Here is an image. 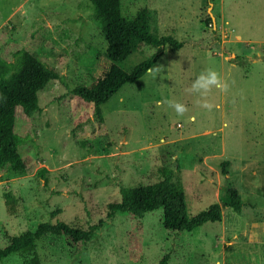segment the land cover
<instances>
[{
  "label": "rangeland",
  "instance_id": "1",
  "mask_svg": "<svg viewBox=\"0 0 264 264\" xmlns=\"http://www.w3.org/2000/svg\"><path fill=\"white\" fill-rule=\"evenodd\" d=\"M121 6L127 18L147 8L153 34L184 44L166 46L151 72L101 106L107 132L88 148L75 135L90 129L94 118L72 90L90 85L112 63L91 2L0 0V52L15 42L60 75L39 91L38 111H16L14 130L28 136L19 147L27 167H0V247L8 235L43 222L87 229L104 219L71 263L61 236L38 237L40 264H160L165 255L166 264H264V0H121ZM147 52L117 65L129 70ZM208 68L228 87L200 97L189 89ZM165 99L188 110L177 116L158 103ZM204 99L211 109L201 106ZM40 167L47 182L36 174ZM161 168L174 171L189 215L219 201L223 187L238 190L243 209L223 207L220 221L191 232L165 229L162 209L143 218H105L121 187L158 182ZM133 234L141 241L137 261L130 258ZM30 258L14 253L0 264H29Z\"/></svg>",
  "mask_w": 264,
  "mask_h": 264
},
{
  "label": "trees",
  "instance_id": "2",
  "mask_svg": "<svg viewBox=\"0 0 264 264\" xmlns=\"http://www.w3.org/2000/svg\"><path fill=\"white\" fill-rule=\"evenodd\" d=\"M93 14L99 22L106 43L105 52L112 61L108 70L88 86H76L72 93L85 102L84 110L94 118L93 126L75 135L84 147L91 148L92 141L106 134L107 125L101 106L125 84L136 82L153 66L163 54L166 46L173 50L183 47V41L172 35H155L148 26L149 11L140 8L133 17L122 14L121 0H89ZM209 18V22H211ZM149 49L148 53L146 50ZM147 52V57L129 70L117 65L134 52ZM60 79V75L48 64L26 51L15 42L8 43L0 52V167L7 166L12 171L23 172L27 158L19 152V147L27 140L14 130L16 111L21 108L26 116L39 110L38 93L49 81ZM224 162L223 165H226ZM162 179L155 183L136 187H121L120 200L107 204L106 219L117 213H128L137 218L162 209L163 226L176 232H191L195 228L221 219L223 207L241 212L244 203L237 189L223 187L220 200L211 203L196 215H189L185 203V193L180 183L173 180L172 169L161 168ZM37 176L47 182V170L40 167ZM53 214V213H52ZM104 224V219L89 225L87 229L71 226L56 220L54 223H40L34 231L20 235H8V243L0 247V260L14 253L31 255L29 264H40L36 252V239L45 233L62 237L69 263L77 260L87 242L96 230ZM136 242L131 245L130 258L137 261V251L141 248L139 236L133 234ZM165 255L160 264H166ZM225 264H232L230 262Z\"/></svg>",
  "mask_w": 264,
  "mask_h": 264
},
{
  "label": "clouds",
  "instance_id": "3",
  "mask_svg": "<svg viewBox=\"0 0 264 264\" xmlns=\"http://www.w3.org/2000/svg\"><path fill=\"white\" fill-rule=\"evenodd\" d=\"M149 71L151 72L152 70L149 69ZM213 87L219 88L221 91H224L227 89L228 84L222 80L220 74L216 70L208 68L201 71L196 76V78L191 83L189 91L193 94H198L200 97H205ZM161 102L166 103L171 108H173L177 116H182L188 110L185 104L178 102L174 99H165L158 103ZM200 104L202 107L207 109H211L213 107V105L209 103L206 99L201 100ZM217 107L219 106L217 105Z\"/></svg>",
  "mask_w": 264,
  "mask_h": 264
},
{
  "label": "water",
  "instance_id": "4",
  "mask_svg": "<svg viewBox=\"0 0 264 264\" xmlns=\"http://www.w3.org/2000/svg\"><path fill=\"white\" fill-rule=\"evenodd\" d=\"M209 15H210V17H211V20L213 21L214 26H215V23H214V17H213V15H212V13L210 12Z\"/></svg>",
  "mask_w": 264,
  "mask_h": 264
}]
</instances>
